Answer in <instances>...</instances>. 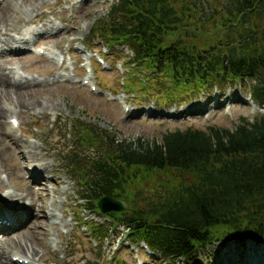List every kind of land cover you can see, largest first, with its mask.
<instances>
[{
    "label": "trees",
    "instance_id": "obj_1",
    "mask_svg": "<svg viewBox=\"0 0 264 264\" xmlns=\"http://www.w3.org/2000/svg\"><path fill=\"white\" fill-rule=\"evenodd\" d=\"M212 1L218 3L215 13L206 12L200 0H118L91 32L108 46L131 50L128 64L148 72L149 80L159 78L164 91L183 95L216 81L247 77L253 98L264 107V0ZM197 4L201 23L217 18L221 27L224 19L233 20L236 35L224 36L218 27L196 22L199 29L194 25L192 33L216 34L209 46L217 48L198 51L187 45L186 27ZM240 118L232 128H176L163 132L158 142L138 140L137 146L111 140L113 150L90 161L85 172L75 161L81 184L94 199L108 194L127 199L132 211L123 219L165 256L192 261L193 252L223 237L262 241L264 115L252 122ZM82 137L95 141L91 131ZM72 164L70 157L67 166ZM150 179L158 184V193L138 189Z\"/></svg>",
    "mask_w": 264,
    "mask_h": 264
},
{
    "label": "rangeland",
    "instance_id": "obj_2",
    "mask_svg": "<svg viewBox=\"0 0 264 264\" xmlns=\"http://www.w3.org/2000/svg\"><path fill=\"white\" fill-rule=\"evenodd\" d=\"M113 1L115 0H32L31 4L19 1L13 7L12 16L16 17L14 26L21 32H10V36H26L31 42L27 43L24 51L14 55L19 60L8 63L4 71L8 72L10 78L15 76L18 80L21 75L22 81L27 79L28 82L20 87V91L28 93L16 99L17 101L14 97L0 98V105L4 106L3 114L8 110L4 117L3 114L0 117V205L8 203V192L16 189V192L22 193L15 184L19 183L22 174L28 177L29 172L25 164L23 167V163L18 160L21 152L32 150L40 162L51 165L50 170L43 174L46 177V181H42L46 184L43 186L44 191H39L40 198L48 194L45 211L49 210L52 200H56L53 206L55 209L62 201V206L58 209L63 217L59 224L51 223L50 219L44 220L47 232L44 235L33 233L32 218H25L20 221V226L0 232V245L2 243L8 253V262L12 261V255L19 252L25 242H31L33 249L28 246V252L37 253L34 258L42 264H81L83 259L94 261L95 264H117L119 261L121 264H156L151 259L146 263L139 259L136 262L133 255L136 250L121 253L124 244L116 241L117 231L114 233L115 240L109 238L98 246L100 253L90 252L92 247L97 248V243L89 240L86 227L78 224L81 217H86L83 203L78 201L81 188L77 177L70 173L71 169L64 167L63 160L60 159V156L68 154L69 148L75 145L76 138L71 136L75 126H97L118 142L136 144L139 140L150 143L158 142L161 134L168 130L206 128L213 125L232 128L240 117L252 119L264 112L257 106L254 108L255 104L248 94V81L229 82L222 85L220 91L211 90L192 100L174 95V99L165 103L167 94L161 89L163 82L159 78L155 81L147 80L145 76L148 73L144 70L141 73L139 69L130 72L129 67H126L131 56L128 50L106 47L91 34L93 23L105 17ZM205 2L206 5L213 4L212 0ZM52 24L60 30L52 29L44 34V30ZM194 25L199 29L195 19H190L186 27L188 33L194 30ZM205 27L215 28L211 24H205ZM72 29L76 30L69 33ZM26 30H31L30 35L25 34ZM65 33V38L61 40ZM215 35L206 38V32L199 33L196 40L186 41V44H194L200 50L207 47ZM44 38H51L50 42H43ZM0 47L8 48V43L3 42V38L0 40ZM38 48L44 52L38 53ZM85 57L90 61L89 65ZM62 59L64 61L58 62ZM88 66L90 72L87 70ZM84 81L88 84H84ZM89 83L96 89L92 90ZM218 92L219 96L224 97L223 100L227 98L223 107L219 106L223 100L215 106ZM17 105L22 107L18 108ZM145 110H151L152 114L147 117ZM13 119L17 125L11 129L10 121ZM9 136L14 137L17 146L10 144ZM51 178L59 180V184L55 186L56 193L51 191L55 185ZM139 187L152 191L158 184L150 179ZM34 190L31 191L36 194ZM35 194L30 196L32 199L34 197L33 201H36ZM25 211L22 209V212ZM45 211L37 213L39 220L43 219ZM93 216L92 214L91 217ZM91 217L87 213V218L92 219ZM7 236L13 239L5 242ZM52 239H55L54 243L51 242ZM241 255L251 259L254 264H260L257 260L264 259V240L257 242V239L251 237H246L243 241L224 239L199 253L193 262L233 264L235 260L244 259ZM156 261L157 264H169L167 260ZM0 263L2 264V258Z\"/></svg>",
    "mask_w": 264,
    "mask_h": 264
},
{
    "label": "bare ground",
    "instance_id": "obj_3",
    "mask_svg": "<svg viewBox=\"0 0 264 264\" xmlns=\"http://www.w3.org/2000/svg\"><path fill=\"white\" fill-rule=\"evenodd\" d=\"M19 1L24 3V4L25 3L31 4V2H32V0H0V40H1V38H3V42L8 43V48L0 47V98L1 99H6V98L8 99V98L14 97L15 100L16 99L18 100L19 98L24 97L28 93V92L26 93V92L20 91V87L24 83L28 82L27 79H25V81H22L23 77L21 75L19 76L18 80L15 79V76L10 78L8 76V72L4 71V67L6 66L5 68L7 69L8 63H13V62L19 60V58L15 57L14 55L21 53L22 52L21 49H23V48H20V47H25V44H27L26 40L23 39L22 36H17V37L10 36V32H16L17 31V27L14 26V23H15L14 19L16 17L12 16V11H13L14 5ZM7 17H8V19H7ZM8 21H10V22L8 23ZM52 29H56L57 31L60 30L59 28L55 27L54 24H52L44 30V34L47 33L48 31L52 30ZM75 30L76 29L69 30V33H72ZM20 32H21V30L19 29L16 33L20 34ZM66 34L67 33H65L63 36H61V40L63 38H65ZM50 39L51 38H44L43 42H45V43L50 42ZM12 42H18L19 44L15 45ZM50 53H52V52H50ZM12 71L15 72L14 69H12ZM42 104L44 105V102ZM43 105H40V106L43 107ZM35 106H37V101H36ZM48 106H50V105H48ZM17 107L20 108V107H22V105L21 106L17 105ZM7 111L8 110H6L5 113L3 114L4 106L0 105V117L2 114H3L2 117H4ZM11 129H12V127H11ZM9 142H10V144L11 143L13 144L12 146L18 145V143L15 141L14 137L9 136ZM5 143H7V141ZM29 147H33V146H29ZM34 155H35V152L32 150H29L28 152H27V150L24 152H21V157L18 161H21L23 163V167L25 164V168L29 172V175H28V177H24L22 174V177H21L19 183L15 184L18 187V189L22 191L23 194L16 192V189H14V192H10V193L8 192L6 194V196L8 197V200L11 203L9 205H7V207L0 206V219H1L0 223H5L6 221H8V222H10L9 227L13 226L12 228H16L17 226H20L19 223L21 220H23L25 218H29V219L32 218L31 228L33 229V233L34 234L40 233V234L44 235L47 233L44 229V224H45V221L47 219H50L51 223H55V224L60 223L63 215L61 214V211L58 208L62 206V201L60 202V206H58V208L55 209V208H53V206H54V203H56V200H52L49 210L45 211V206H46L45 201L47 200L48 194L45 197L40 198V196H39L40 192L39 191H44L43 186L44 185L46 186V184H44L42 181L45 182L46 177L43 174L50 170L51 165L48 163L40 162L35 157L36 155L35 156ZM5 170H6V168H5ZM39 180H41V181H39ZM53 182L55 185L59 184L58 179H53ZM34 186H37V188H35ZM31 190L36 191V194L34 192H32ZM51 191H52V193L57 192L55 186L51 188ZM62 193H64V192H62ZM31 194H35L38 197L39 202L37 201V197H35L36 201H33L34 197H33V199L30 198ZM22 209H24L26 211L22 212ZM39 211L40 212L45 211V215L43 216V219L40 218V220L37 217V213ZM9 227L8 226H1L0 232L8 230ZM11 239H13V237L7 236L5 242L10 241ZM51 242L54 243L55 239H52ZM7 244H8V242H7ZM2 246H3V244L1 243V245H0V259L2 258V264H13V263L18 264L19 259H21L22 261H25L27 264H39L38 261L35 260V258H34L37 253H35V254L31 253L30 254V252H28V249H29L28 246L31 247V250L33 249V247H32L33 244L31 242L29 244H27L25 242V244L22 246L21 250L19 249V252L17 251V253H14L12 255V259L14 256L17 257V261H15V262H13V261L8 262L6 260L8 258V253L5 251V249ZM5 254H6V256H5ZM241 257L244 258L243 255H241ZM244 262H246L247 264H251V262L248 261V258L246 260H245V258L241 259V262H239V264H245ZM262 264H264V263H262Z\"/></svg>",
    "mask_w": 264,
    "mask_h": 264
},
{
    "label": "water",
    "instance_id": "obj_4",
    "mask_svg": "<svg viewBox=\"0 0 264 264\" xmlns=\"http://www.w3.org/2000/svg\"><path fill=\"white\" fill-rule=\"evenodd\" d=\"M98 205L100 206V208H101L102 211L109 210L111 208L113 210H127L128 209L127 208V204L125 202H123V201H120V200L104 199L101 202H99Z\"/></svg>",
    "mask_w": 264,
    "mask_h": 264
}]
</instances>
